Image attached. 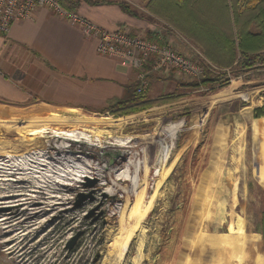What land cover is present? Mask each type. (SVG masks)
Here are the masks:
<instances>
[{
    "label": "rangeland",
    "instance_id": "1",
    "mask_svg": "<svg viewBox=\"0 0 264 264\" xmlns=\"http://www.w3.org/2000/svg\"><path fill=\"white\" fill-rule=\"evenodd\" d=\"M257 74H230L225 85L189 89L132 110L52 113L61 123L44 125L63 127L60 136L76 145L65 149L62 140L58 151L50 147L52 157L1 164L10 173L0 176V264H264L256 232L264 213L258 174L264 118L254 116L264 105V76ZM27 119H0V135L25 133L17 126ZM30 119L28 126L43 118ZM102 129L103 137L91 132ZM30 134L39 144L5 143L28 145L25 150L39 156L36 147L52 140ZM123 152L139 160L126 178L122 170L111 175L121 168L115 163L109 169ZM15 167L19 172L11 175ZM86 176L97 181L87 185ZM14 203L18 214L2 219L1 206Z\"/></svg>",
    "mask_w": 264,
    "mask_h": 264
},
{
    "label": "crops",
    "instance_id": "2",
    "mask_svg": "<svg viewBox=\"0 0 264 264\" xmlns=\"http://www.w3.org/2000/svg\"><path fill=\"white\" fill-rule=\"evenodd\" d=\"M124 1L140 14L127 13L114 2H82L75 12L106 30L155 37L182 54L196 57L197 50L189 39L148 11V0ZM97 44V39L87 36L78 24L60 18L49 7H40L31 18L15 22L8 34L0 32V119L44 118L52 113L88 117L189 92L180 85L189 76L168 67L155 70L148 63L144 68L150 85L137 102L139 92L133 85L138 83L139 70L118 58L101 55ZM261 166L258 174L264 180ZM263 214L256 232L264 242Z\"/></svg>",
    "mask_w": 264,
    "mask_h": 264
},
{
    "label": "trees",
    "instance_id": "3",
    "mask_svg": "<svg viewBox=\"0 0 264 264\" xmlns=\"http://www.w3.org/2000/svg\"><path fill=\"white\" fill-rule=\"evenodd\" d=\"M60 2L72 11H76L82 2L93 5L114 2L127 13H139L124 0ZM146 8L154 17H159L183 34L197 50L196 57L203 68L202 76L183 80L181 86L199 89L225 85L230 80V74L247 76L259 73L257 75L264 76V0H148ZM150 40L156 38L151 37ZM137 85H133L135 92ZM144 94L136 93V101L142 100ZM123 102L127 104L128 101ZM149 103L141 101L131 106L130 110ZM262 115L264 105L255 111V118Z\"/></svg>",
    "mask_w": 264,
    "mask_h": 264
},
{
    "label": "built area",
    "instance_id": "4",
    "mask_svg": "<svg viewBox=\"0 0 264 264\" xmlns=\"http://www.w3.org/2000/svg\"><path fill=\"white\" fill-rule=\"evenodd\" d=\"M49 7L57 16L78 24L83 32L97 39V50L101 55L120 59L124 64L137 68V92L148 90L150 81L145 65L157 70L174 68L189 77H201L203 68L199 59H193L176 51L168 42L132 36L123 30H106L77 12L65 8L60 0H0V32L8 34L15 22L31 18L38 8ZM150 61V62H149Z\"/></svg>",
    "mask_w": 264,
    "mask_h": 264
},
{
    "label": "bare ground",
    "instance_id": "5",
    "mask_svg": "<svg viewBox=\"0 0 264 264\" xmlns=\"http://www.w3.org/2000/svg\"><path fill=\"white\" fill-rule=\"evenodd\" d=\"M34 115V114H33ZM13 118V117H12ZM44 118H46V119H44ZM43 119H42V121L41 120H39V122H38V125H33V126H28V124L27 123H29L30 122V118L29 119H27V120H24V121H22L20 124H18V128H21L22 129V131L23 132H25V133H19V134H17V133H14V131L13 130H11V132H12V134H15V136H14V138L12 137V136H10V135H7V134H1L0 135V137L2 138V140H0V166H1V164H3V163H8L9 165L11 164V163H13L16 159H20L21 161H25V162H32V160H34V161H40V160H43L44 159V157L45 158H47V157H52L51 156V152L52 151H50V147H53V150H54V148L55 149H57V151L59 150V146L57 145V142H61L62 144H63V141L62 140H64L65 141V149H71V150H73L74 148L72 147V146H74V145H76V144H69L68 143V141L70 140V139H64V138H62L61 136L63 135L62 133H64V131L62 130V129H60V128H63V127H60V126H58L57 125V127H55V126H53V128L52 127H46V125H44V124H50L51 122H60L61 123V120L59 119V118H57L56 116H53L52 114L51 115H49V116H47V117H44ZM125 119V118H124ZM18 121V120H17ZM48 121V122H47ZM6 122H8V121H6V119L4 120V124L6 123ZM12 122V121H11ZM124 123H126V122H124L123 121V124ZM14 125V124H13ZM40 125H42L41 127H39ZM56 125V124H55ZM73 126V125H72ZM39 127V128H38ZM31 128L33 129V130H31ZM35 128H38L40 131H39V133L38 132H36L35 130ZM50 128L54 131L53 133H51L52 135H50ZM71 128H77V126H73V127H71ZM16 129V128H15ZM25 129V130H24ZM35 129V130H34ZM70 129V128H69ZM78 129V128H77ZM29 130H31V131H29ZM68 130V129H67ZM80 131H83V130H87L85 127L84 128H81L80 127V129H79ZM106 131L105 129H102V130H100V132H99V130H95V131H91L92 132V134H95V135H97L98 137H103L104 136V134H103V132L104 131ZM38 131V130H37ZM90 131V130H89ZM103 131V132H102ZM7 131H5L4 133H6ZM10 132V131H9ZM33 133V135L34 134H36V135H39V136H43L42 138L44 139L45 137H47L49 140H52V143L51 144H43L42 146H40V145H38V147H36V149L37 150H42L41 151V155H39V156H37L36 155V151H34V152H32V149L31 150H25V148H30V146H28V145H15V146H13V145H11V146H9L7 143L8 142H6L5 143V141H8V140H13V139H20V140H23L24 142H30V144H33V145H37V144H39L38 143V141H36V140H33V139H31V134L30 133ZM43 133V134H41V133ZM85 132V131H84ZM90 132V133H91ZM17 134V135H16ZM41 134V135H40ZM62 134V135H61ZM61 135V136H60ZM9 138H11V139H9ZM15 144V143H14ZM47 146V147H46ZM170 147V146H169ZM11 148H13V149H11ZM78 148H80V147H78ZM77 148V149H78ZM261 149H262V158H263V165L261 166V168H260V176L262 177V178H264V141L262 142V144H261ZM166 152H168V150L166 151ZM49 153V154H48ZM46 154H48V155H46ZM64 154V153H63ZM133 153H126V152H123L122 154H120V156L118 157V159L117 160H115L114 162H111L112 163V165H111V167H109V169L111 170V168L113 167V164L115 163V167H117V166H120L121 168L119 169V168H117V169H119L118 171H117V169L115 168V170L113 171V173H111V175L113 174V175H115L116 174V176L118 175V173L121 171L122 173H121V175H122V177H124V178H126V176L128 175V173H129V171H131L132 169L133 170H136L137 169V166L139 165V160H132L131 158H130V156L132 155ZM79 155V154H78ZM88 161V160H87ZM98 161H99V159H98ZM97 161V163H99ZM128 162V163H127ZM79 163H82V162H79ZM95 163H96V161H95ZM109 164V163H108ZM121 165H123V166H121ZM110 166V165H109ZM132 166V168H130ZM59 167V166H58ZM10 168V167H9ZM61 168V167H60ZM78 168V167H77ZM136 168V169H135ZM20 169H22V168H20ZM73 169V168H72ZM128 169H130V170H128ZM110 170L107 172L108 174H109V172H110ZM70 171H72V172H74L73 170H71L70 169ZM19 172V169L18 168H14L13 169V173H11V175L12 174H15V173H18ZM21 172V171H20ZM65 172V171H64ZM0 173H2V174H0V176L1 175H6V174H9L10 172H7V173H5L4 171H2L1 169H0ZM23 173H26V172H22L21 174H23ZM66 173V172H65ZM115 173V174H114ZM100 174V173H99ZM102 174V173H101ZM38 177V176H37ZM122 177H120V178H122ZM123 178V179H124ZM152 177H150V179H151ZM58 179V178H57ZM63 179V178H62ZM75 179V178H74ZM78 179V178H77ZM77 179H75V180H77ZM142 179V178H141ZM153 179V178H152ZM44 180H46V179H41L40 181H43V183L42 184H44L43 186H46L45 185V183L44 182H47V180L46 181H44ZM143 180L145 181V184L147 183V180H146V177H144L143 178ZM150 182V181H149ZM41 183V182H40ZM48 183H49V181H48ZM41 184V185H42ZM129 184V183H128ZM16 185V184H15ZM52 185L53 186H56L57 184H54V183H52ZM146 185H148V184H146ZM108 186V185H107ZM111 187V186H110ZM49 190V189H48ZM105 191V190H104ZM9 197H14V195L13 194H11V195H8ZM34 196V195H33ZM36 197V196H35ZM21 199V198H20ZM11 200V199H10ZM16 200V199H15ZM14 201V200H13ZM67 201V200H66ZM58 202V201H57ZM26 203V202H25ZM37 203V202H36ZM11 204V203H10ZM19 203H14V204H12V205H4V206H1V207H3L4 209H5V212H6V215L4 216V218H2V219H7V218H10L11 217V214H18V211L20 210L19 209V205H18ZM68 205V204H67ZM53 206V205H52ZM40 209V208H39ZM59 210V209H58ZM63 212V211H62ZM24 218V217H23ZM142 218V217H141ZM19 222V221H18ZM129 231H130V227H127V234L125 233V236H124V238H123V242L124 241H127V239H128V235H129ZM123 236V235H122ZM122 238V237H121ZM7 240V239H6Z\"/></svg>",
    "mask_w": 264,
    "mask_h": 264
},
{
    "label": "water",
    "instance_id": "6",
    "mask_svg": "<svg viewBox=\"0 0 264 264\" xmlns=\"http://www.w3.org/2000/svg\"><path fill=\"white\" fill-rule=\"evenodd\" d=\"M86 179L88 180V182H87V185H93L97 180H96V178H91L90 176H86ZM79 234L80 233H78L70 242H69V244H68V246L71 248L73 245H74V243H75V241L77 240V238L79 237Z\"/></svg>",
    "mask_w": 264,
    "mask_h": 264
}]
</instances>
